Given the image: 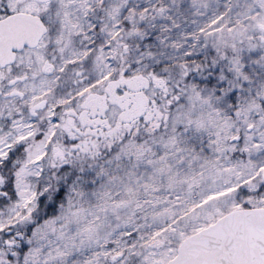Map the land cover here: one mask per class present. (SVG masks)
Segmentation results:
<instances>
[{"label": "rangeland", "instance_id": "374dc122", "mask_svg": "<svg viewBox=\"0 0 264 264\" xmlns=\"http://www.w3.org/2000/svg\"><path fill=\"white\" fill-rule=\"evenodd\" d=\"M179 1L28 0V9L43 13L62 33L61 56L68 54L58 65L62 85L136 75L130 65L151 59L149 49L158 42L163 50L154 48L169 61L187 57L193 47L200 56L190 69L164 70L170 94L159 100L151 120L117 123L123 135L88 149L69 151L64 143L54 148L31 129L36 124L18 119L24 130H16L17 140L30 145L31 155L24 165L18 155L13 168L22 206L12 205L4 215L13 224L15 218L28 223L38 198L60 193L62 199L64 193L54 214L29 226L36 240L31 255L37 256L43 239L45 264H130L136 254L141 264H165L174 241L221 216L220 204L224 212L264 206V7L254 10L251 2L244 8L249 0H239L243 7H231L232 0L208 7L207 0H190L189 9L175 6ZM224 16H231L227 29L211 37L208 25ZM141 32L144 45L128 50L121 42L124 34ZM9 141L0 131V168ZM185 225H191L186 233L179 229ZM153 241L154 257L147 258L140 245Z\"/></svg>", "mask_w": 264, "mask_h": 264}, {"label": "flooded vegetation", "instance_id": "af4514ba", "mask_svg": "<svg viewBox=\"0 0 264 264\" xmlns=\"http://www.w3.org/2000/svg\"><path fill=\"white\" fill-rule=\"evenodd\" d=\"M33 1L38 5L50 3ZM27 4L28 0H0V21L31 14L38 16L47 26V31L33 46L24 44L17 47L20 44L15 42L17 45L9 51L13 53V58L0 62V131H5L7 140H10L6 161L0 168V264H45L43 239L38 240L37 256L31 255L36 240L30 235L28 227V224L37 223L45 217L29 218L28 223L26 218H15L16 226L11 223L14 218L4 215L12 205L22 206L21 203L18 205L15 195L13 168L18 159L23 157L21 162L24 165L31 155L30 145L17 140L19 132L16 130H24L17 126L18 119L36 124L31 129L37 135L42 134L40 139H47L54 148L61 150L64 143L63 147L69 148V151L77 148L85 150L110 140L113 135H123V130H119L123 126L117 123L144 125L152 119L159 100L170 94L166 79L153 74H144L150 81L147 88H128L127 79L133 75H103L62 85L63 74L58 72V65L68 54L61 56L63 43L58 40L61 32L56 31L59 28L55 30L54 26L48 25L43 13L28 9ZM9 29L13 30L12 27ZM123 115L127 119H122ZM61 135H66L67 139ZM19 142L21 145L17 147ZM59 194L38 198L36 209L48 208L55 212L64 203Z\"/></svg>", "mask_w": 264, "mask_h": 264}, {"label": "water", "instance_id": "95a60500", "mask_svg": "<svg viewBox=\"0 0 264 264\" xmlns=\"http://www.w3.org/2000/svg\"><path fill=\"white\" fill-rule=\"evenodd\" d=\"M46 31L44 22L31 14L1 20L0 62L13 58L9 51L15 42L17 47L33 46ZM149 83L143 75L127 80L131 89L147 88ZM166 264H264V207L237 208L222 215L185 237Z\"/></svg>", "mask_w": 264, "mask_h": 264}, {"label": "trees", "instance_id": "16d2710c", "mask_svg": "<svg viewBox=\"0 0 264 264\" xmlns=\"http://www.w3.org/2000/svg\"><path fill=\"white\" fill-rule=\"evenodd\" d=\"M194 1V0H193ZM191 2L190 0H180L179 2H174V4H175V6H176V4H177V6L178 7H180V6H185L186 5V7H189V9H192L191 7H194V5H191L192 3H194V2ZM208 2H207V7L208 6H211L213 3H215V4H218L217 2H218V0H214V1H212V0H207ZM222 1H225V0H222ZM221 1V2H222ZM242 1V0H241ZM240 1V2H241ZM197 2H199V0H197ZM239 2V0H232L231 1V7L232 6H236L235 4H238V5H241L242 7H243V5L241 4ZM251 2H254L255 3V5H253V7H254V10H256L255 8L256 7H259V8H263L264 7V0H249L248 1V3H246V7H244V8H246V9H248V7H249V9L251 8ZM155 4H156V2H155ZM151 5H153V4H151ZM156 7H157V5H156ZM252 7V8H253ZM154 8V7H153ZM158 8V7H157ZM101 14V13H100ZM225 18H228V19H230L231 18V16H224V17H221V19H219L218 21H214V22H212V23H210V24H212V25H208V30H207V32L208 31H211L210 32V35H211V33L213 32V35H211V37H214V35H220V33L221 34H223L224 32H225V30L227 29L226 28V25H225ZM223 19H224V21H223ZM98 22V24H97V26H96V31L97 32H101L100 30H102V28H101V24H100V22L99 21H97ZM144 23V22H143ZM125 24V26L127 27V30H129V28L131 27L130 25L128 26V23H124ZM145 24V23H144ZM237 26H239L238 24H237ZM237 28H239V27H237ZM215 31H218V32H220V33H218V32H215ZM243 31H246V29L245 30H243ZM247 32V31H246ZM103 33V32H102ZM144 33L145 32H141V34H137L136 33V35H132V34H130V35H128V34H124V36L123 37H121L122 38V40H121V42L126 46V48L128 49V50H131V49H133L134 47H136L137 46V44H140V45H144L145 44V40L143 39L144 38ZM135 34V33H134ZM130 37H132V38H130ZM143 37V38H142ZM140 39H142L143 41H141ZM256 39H259V37L258 36H256ZM261 39V38H260ZM260 39L258 40V41H260ZM160 45H161V43H159L158 42V46H155V45H153L152 44V46L150 47V49L149 50H153L154 51V54L153 55H151V54H149L148 56L151 58V59H149V60H143V61H141V62H138V63H135V64H133V65H130L131 67H134L135 68V70L137 71V72H139V73H145V74H153V75H161L162 76V73L164 72V70L167 68V67H170V68H174V67H176V66H179V67H183V66H187L186 68H188L189 67V69H190V67L192 66V64H194V61L195 60H197L200 56H197L196 54H194L193 52H195L197 49V47H193L191 50H187L186 52H187V54H190V55H188L187 57H183V56H180L179 58H176V59H174V60H171L170 59V61L168 60V57H167V55H163V53L161 54V53H159V51L157 50V49H155L154 47H159L161 50H163L161 47H160ZM181 48H184V47H181ZM144 50V49H143ZM148 50V51H149ZM160 50V51H161ZM147 51V52H148ZM206 51H207V54H208V56L210 55V51H213V48L211 47V46H209V45H207L206 46ZM182 52H184V51H182ZM137 56H139V54H137ZM139 57H143V55H140ZM210 57V56H209ZM164 58H166L168 61H165L164 60ZM175 62H178L179 64H174ZM197 72V69H193V71L190 73L191 75H193V74H195ZM189 74V75H190ZM188 75V76H189ZM62 194V196H63V193H61ZM58 196H60L61 197V195L59 194ZM226 210V208H225V206L224 205H221L220 204V207L218 208V210L216 211V215H222V213L224 214L225 211ZM230 210V209H229ZM228 210V211H229ZM52 212H54V210L53 209H48V208H43V209H41V208H37L36 210H35V212H34V214H32L31 215V218L32 219H38V218H40L41 216H45V215H47V214H50V213H52ZM191 227V225H185V226H182V228H179L180 230H183L185 233L187 232V230H188V228H190ZM161 238H164V237H161ZM182 241V240H181ZM180 240H175L174 241V243H175V245H174V249H175V251L173 252V255L176 253V250H177V248H178V245H179V243L181 242ZM157 242L156 241H153V243H150V245H149V243H147V244H145V245H143V246H141L140 245V247L142 248V249H144V248H146V250H143V253H144V251H146L147 252V255L145 256V257H147V258H151V257H154V255H153V253H151V250H150V247H153L155 244H156ZM149 246V249H147V247ZM138 250H139V248H138ZM139 254H141L140 252H139ZM158 254H160V253H158ZM173 255H171V256H173ZM141 262L142 263H144L143 261H142V257L141 256H139L138 257V254H136L135 255V257H132V262L130 263V264H141Z\"/></svg>", "mask_w": 264, "mask_h": 264}]
</instances>
